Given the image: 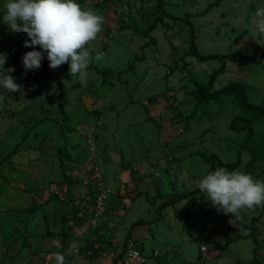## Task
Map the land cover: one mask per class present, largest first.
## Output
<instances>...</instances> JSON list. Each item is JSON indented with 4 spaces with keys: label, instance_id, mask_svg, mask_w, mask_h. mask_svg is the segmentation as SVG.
Segmentation results:
<instances>
[{
    "label": "rangeland",
    "instance_id": "374dc122",
    "mask_svg": "<svg viewBox=\"0 0 264 264\" xmlns=\"http://www.w3.org/2000/svg\"><path fill=\"white\" fill-rule=\"evenodd\" d=\"M76 2L105 20L90 46L96 51L86 86L69 75V67L67 77H61V66L50 69L46 54L44 68L25 75L21 58L33 49L23 46L26 34L12 33L4 24L5 0H0V53H7L4 67L15 68L16 82L23 86L0 104V264H52L50 253L57 251L67 264H112L110 255L127 240L130 223L146 220L150 227L152 218L177 203L175 197L198 188L210 168L200 155L234 163L246 135V148L256 149L257 161L253 164L244 149L234 170L264 180V68L254 62L264 34L251 24L264 0H161V12L158 0ZM158 17L162 23L155 24ZM184 19L194 28L200 55H235L224 61L209 90L224 92L215 100H199L197 92L221 63L190 56ZM96 52L102 53L99 61ZM243 104L258 115L241 112ZM94 179L110 190L101 217L80 210L91 208L100 191ZM195 199L178 201L183 208L174 211L185 233L206 247L208 264L216 253L227 264L250 262L253 256L264 264V206L245 210L237 222L243 229L255 219L254 244L235 240L222 252L213 235L232 226L234 217L218 212L207 199ZM162 203L167 205L160 208ZM72 212L80 223L66 219ZM202 216L213 218L214 227ZM201 242L192 251H199ZM89 245L101 250L95 262L84 254Z\"/></svg>",
    "mask_w": 264,
    "mask_h": 264
},
{
    "label": "clouds",
    "instance_id": "9594fccd",
    "mask_svg": "<svg viewBox=\"0 0 264 264\" xmlns=\"http://www.w3.org/2000/svg\"><path fill=\"white\" fill-rule=\"evenodd\" d=\"M3 21L10 32L26 34L23 46L33 49L21 58L25 75L38 70L46 54L50 69L68 64L69 75L78 76L79 84L86 86L92 53L96 51L90 46L105 23L100 13L83 8L76 0H5ZM251 24L264 34V6L257 7ZM37 46L40 51L35 50ZM101 59L102 53L96 52L95 60ZM6 61L7 53H0V104L7 100L8 93L21 92L23 88L13 75L15 68L5 69ZM198 188L218 212L234 217L229 220L233 225L245 210L264 206V180L239 169L218 167L199 181ZM50 255L52 264H67L64 253Z\"/></svg>",
    "mask_w": 264,
    "mask_h": 264
},
{
    "label": "crops",
    "instance_id": "0c3cea01",
    "mask_svg": "<svg viewBox=\"0 0 264 264\" xmlns=\"http://www.w3.org/2000/svg\"><path fill=\"white\" fill-rule=\"evenodd\" d=\"M165 189L167 191L168 190L171 191L172 189L176 190L175 187H165ZM162 190H161V192H162ZM161 197L163 198V196H161ZM196 198H197V199H195L196 203L197 202L201 203L203 201L205 202V200H206V197H204V194H199L196 196ZM183 203L184 202L181 201V202H177V203L173 204L174 206H166L165 210L163 212H161V214H160L161 216L158 219L155 220L156 217L152 218L151 224H149L150 227H146L147 224L132 227V224L135 221L130 223L131 224L130 229H128V231H126V235H124L123 238H127V236H128L129 239L138 241L141 249L143 250V253L145 255L149 256V258L145 264H188L191 261L195 260L199 255H201L200 250L198 251V249H196L195 251L194 250L192 251V246L195 245V248H197L198 245H196V244H197V241L201 242V241H199L200 239L199 238L195 239L196 236L193 234H191L192 236L190 237V235L185 233V231L183 229V219L178 217L179 215L176 213L177 209L179 210V208H183L182 207ZM149 208H151V207H149ZM175 208H176V210L174 211ZM195 208H196V206H195ZM60 209L61 208L59 207V210ZM155 210H156V208H155ZM203 210H205V209H203ZM57 213L58 212H54L51 215L56 216ZM211 214H213V213L211 212ZM72 215H73V212L71 214L66 215V219L72 217ZM168 215L170 216V218H168ZM202 218H204L205 222H207V225L209 227L210 226L214 227L213 218H209V217L205 218L203 216H202ZM197 219H198L197 216L194 217V221ZM142 221H144V223L147 222L146 220H142ZM219 221L220 220L218 219V223H219ZM237 225H239V224L237 223ZM237 225H232L230 227H228V226L220 227V229H219V231L221 232L220 236L213 235V236H215L214 240L216 241L215 246L217 247L219 244H224L225 240H231V242L227 245L225 251H223V252H226L229 249V246L231 245V243H233L235 240H243V241H250V247H251V245H253L254 243H253V240L251 238L247 237V235H248L247 227L242 229V227L241 228L236 227ZM223 230H225V231H223ZM236 230H239L237 232V234H236ZM243 230H247L246 233H244ZM47 232L48 231H46V233ZM239 234H241V236ZM52 235H53L52 233H49V236H52ZM221 241H222V243H221ZM201 245H203L202 242L200 243V246ZM250 247H247L248 250H250ZM199 249H200V247H199ZM154 252H157L156 257L153 256ZM221 254H222V252H221ZM219 255H220V253H216V255H214L215 261H213L212 264H214V263L219 264V262L220 263L225 262V264H227L228 262L221 261V260L217 259V258H219L218 257ZM217 260H219V261H217ZM235 261H239V260H235ZM230 262L231 261H229V263ZM247 262H249V261H247ZM247 262H245V263H247ZM99 264H106V263H102V262L100 263L99 262ZM108 264H110V262Z\"/></svg>",
    "mask_w": 264,
    "mask_h": 264
},
{
    "label": "trees",
    "instance_id": "16d2710c",
    "mask_svg": "<svg viewBox=\"0 0 264 264\" xmlns=\"http://www.w3.org/2000/svg\"><path fill=\"white\" fill-rule=\"evenodd\" d=\"M217 5V3L214 4V6ZM157 11L158 12H161L162 11V3H161V0H158V6H157ZM170 19L172 20H175L174 17H169ZM155 24L156 23H162V19L161 18H157L155 19ZM184 22L185 24L188 26L189 28V31H190V50H191V53H190V56L199 60L200 62H205V61H208L209 59H213V60H216V61H219L221 63V67L219 69H216L212 74L211 76L209 77V80H208V83L204 86H200L199 90H201L199 93L197 92V99L199 100H202L204 102H207L208 100H215L217 97H219L220 95H222L224 92H214V93H209V90L212 88V85L214 83V81L216 80V77L218 74H220L223 70H224V61L225 60H233L234 59V56L233 55L232 57H229V58H226L224 56H220V55H209V56H203V55H200L197 50H196V47H195V44H194V40H195V34H194V28L192 26L191 23H189L188 21H186L184 19ZM259 40L261 41L262 45H263V50L260 52V57L258 60L254 61L258 64L262 63V67L264 68V37H262V35L259 36ZM40 51V49H39ZM44 68V64L43 62H41V67L40 69H43ZM62 70L64 71L63 75H61V77H67V74L65 73V71L67 70L68 68V64H64L61 66ZM241 112H243L244 114H247V116H249L250 114H252L253 116H256L258 115V112L255 111L254 109H252L251 107L243 104L241 107ZM253 121V120H251ZM230 129L232 131H235L237 129V127L232 123L231 126H230ZM247 131V130H245ZM248 140H249V136L246 135L245 139L243 140V142L239 145V150H238V153H237V156H236V160L234 161V163H229V164H225V163H222L219 159H217L216 157H205L204 155H200L202 160L206 163V164H209L210 168L208 170V173L209 172H212V171H215V165H219L220 167H225L227 168L228 170H234L235 168H237L239 165H240V156H241V152L244 151V149H247L246 148V145L248 143ZM256 150V149H254ZM254 150H250V149H247L248 153H250L252 155V158H251V162L254 164L256 161H257V158L255 157L256 156V151ZM207 173V174H208ZM199 194H203L199 191V188H196L194 191H191L189 193H182L180 194L178 197H175L176 199L174 201L178 202L182 199H185L187 197H195ZM66 200V199H65ZM173 200V199H172ZM171 199L168 201V202H173ZM167 204L166 203H162L161 204V207L160 208H163L164 206H166ZM40 207V205H36L34 208H33V211H35L36 209H38ZM260 207V206H259ZM259 207H256L255 209L257 210ZM68 220H70V224H74V223H80L79 221V217L78 216H75L74 214L72 215V217H70ZM254 218L251 219L250 221V224H249V227L247 228L248 229V235L247 237L251 238L253 241H256V238H255V234L257 232V228L254 226ZM144 224V221L142 220H138V221H135L133 224H132V227L134 226H140V225H143ZM69 231V229H68ZM48 234V233H46ZM49 236V234H48ZM127 240H131L128 238H126ZM125 240V241H127ZM134 243H136V245L139 247L140 251L143 253V250L141 249L140 247V244L138 243V241H135V240H132ZM231 242V240H225V243L224 244H219L217 246V248L219 249V251H225L227 245ZM63 253V252H62ZM84 254L87 255V257L93 262V261H96L98 256L101 254V250H97V249H93L92 245H89V247L87 249L84 250ZM205 255V254H204ZM204 255H199L198 259L199 258H204ZM121 255H119L116 259H120ZM149 258V256H148ZM116 259H113V263L112 264H117L116 263ZM205 259V258H204ZM207 262V260H206ZM248 264H260L259 261H257L256 257L253 256L252 260L250 262H247ZM190 264V263H188ZM208 264V262H207ZM245 264V263H243Z\"/></svg>",
    "mask_w": 264,
    "mask_h": 264
},
{
    "label": "built area",
    "instance_id": "2783aa9c",
    "mask_svg": "<svg viewBox=\"0 0 264 264\" xmlns=\"http://www.w3.org/2000/svg\"><path fill=\"white\" fill-rule=\"evenodd\" d=\"M94 185L96 189H99L100 191H95L97 196L93 201L92 207L90 208L89 205H86L83 209L80 210H82V212L85 213L86 216L90 215L91 217H101L105 213V200L107 198V195L110 193V190L104 189V187L102 188V183H97L96 180L94 181ZM79 225L80 224H78V226ZM77 228L75 229V232L77 231ZM199 250L200 254L204 255V253L206 252V247L201 246ZM119 255H121L120 259H116ZM153 256L156 257L157 252H154ZM110 257L116 259L117 264H145L148 260V255L142 253L136 243H134L132 240H127L123 244H121L117 251L111 254ZM193 263L207 264L204 258H199Z\"/></svg>",
    "mask_w": 264,
    "mask_h": 264
}]
</instances>
